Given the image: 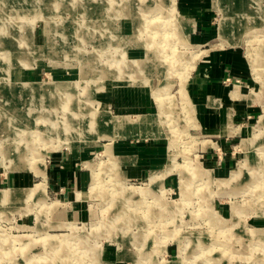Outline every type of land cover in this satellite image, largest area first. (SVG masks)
<instances>
[{"label": "rangeland", "instance_id": "obj_1", "mask_svg": "<svg viewBox=\"0 0 264 264\" xmlns=\"http://www.w3.org/2000/svg\"><path fill=\"white\" fill-rule=\"evenodd\" d=\"M195 3L0 0V264H264V0ZM167 18L175 37L161 34ZM161 44L173 64L154 56ZM226 64L251 114L217 145L196 128L190 86ZM50 82L63 88L32 86ZM140 117L134 138L167 161L137 178L118 153L136 147L126 132ZM63 121L68 133L53 127ZM57 170L71 176L55 182Z\"/></svg>", "mask_w": 264, "mask_h": 264}, {"label": "crops", "instance_id": "obj_2", "mask_svg": "<svg viewBox=\"0 0 264 264\" xmlns=\"http://www.w3.org/2000/svg\"><path fill=\"white\" fill-rule=\"evenodd\" d=\"M191 2L195 8H198L196 0L195 2L191 0ZM231 77L232 73L227 64L219 71L196 72L191 77L190 97L194 105L196 128L200 133L215 140L213 143L217 145L225 144L228 139L234 137H242L248 127L247 120L251 114L249 103L234 104V99L239 102L249 97L245 90L242 91L238 87L240 91L237 93V97H234V86L229 83ZM235 124L236 128L240 129L239 135L233 133ZM133 128L126 132V135L130 136L131 141L137 140L136 147L130 151L118 153V156L130 162L128 165L129 176L138 178L147 176L150 170L156 171L159 167H164L167 161V151L162 147L163 145L156 141L149 142L150 139L134 138L138 134L139 127L134 125ZM143 140L144 142H142ZM140 147L143 149L141 150ZM231 166L232 161L228 155L222 158L219 165H215V169L220 174H224ZM52 175L51 180L60 183L64 177L71 176V170H57ZM65 179L67 180V178Z\"/></svg>", "mask_w": 264, "mask_h": 264}, {"label": "bare ground", "instance_id": "obj_3", "mask_svg": "<svg viewBox=\"0 0 264 264\" xmlns=\"http://www.w3.org/2000/svg\"><path fill=\"white\" fill-rule=\"evenodd\" d=\"M220 1L221 0H214V3L216 4V7H218V4L220 3ZM260 1H262V0H257V3H260ZM3 3V2H2ZM245 3V2H244ZM163 4V3H162ZM166 5V4H165ZM239 5V6H238ZM237 6H235L233 9H242V7H243V5H242V3H239ZM258 7V6H257ZM259 9L257 10L258 12H257V16H259V17H261V19H257V20H261L262 21V23L264 24V19H263V17H264V7H262V9H261V7H258ZM232 13H233V15H237L238 13L234 10V11H232ZM42 14V13H41ZM24 20V19H23ZM172 19L170 18V19H163L162 21H161V29H162V32H161V34L163 35V34H165V31H167L168 29V27H170V26H172L171 27V29L173 28V26H174V28L172 29V32H175V31H177L178 30V28H177V25H174L172 22ZM255 21V20H254ZM162 26H164L165 27V29H164V27H162ZM260 27V26H259ZM113 29V28H112ZM259 30H262V29H259ZM172 32H166V34H170L169 36H171V37H175L176 35L175 34H172ZM261 45H262V43H261ZM166 47H169V48H171V46L170 45H164V46H162V44L161 45H158V46H155V48H156V50H157V52H155L154 53V56L155 57H157L158 58V60L160 61V62H162L164 65H166V63H170V64H173L174 63V61H176L177 59H175L172 55H173V53H171L170 51H169V49H167ZM48 54V53H47ZM144 55H145V58H148L147 57V53L145 54L144 53ZM259 55H261L260 53H259ZM175 56V55H174ZM158 69H160V68H157L156 70H158ZM59 84L57 83V82H50V83H45V84H34V85H32V86H36V89L37 90H39L40 92H49V94L50 95H54L56 92L55 91H52V90H57V89H59V87H61V88H63V86H58ZM70 86V85H69ZM68 87V86H67ZM51 90V91H50ZM51 92V93H50ZM55 92V93H54ZM58 95V94H57ZM234 95H237V92L234 90ZM62 109H67V111L73 116V111H72V109L71 108H66V107H62ZM55 110H57V109H55ZM85 115L86 114H84V112H82V113H80L79 114V116L77 117L78 119H79V121H80V123L78 124V126H82L83 127V125H82V120H84V127L87 125L86 124V121H85ZM106 116H107V114H106ZM110 116V115H109ZM108 118V117H107ZM149 117H147V118H143V117H140L134 124L136 125V126H144V125H146L147 124V122H148V119ZM108 120V123H113V124H119V125H126V124H133V122L132 121H130V119H128V118H112V119H110V118H108L107 119ZM106 120V121H107ZM104 121V120H103ZM100 123V122H99ZM62 123H57V122H55L54 123V125H53V127H55L56 129H58L59 130V128L61 127L62 129H63V132L64 133H68L69 132V130L71 129H73V125L71 126V127H69L70 129L68 130V125H64V121H63V125H61ZM98 124V123H97ZM91 125H93V119H91V122H90V126ZM96 126V125H95ZM99 126V125H98ZM103 126V125H102ZM83 127V128H84ZM109 128V127H108ZM97 129H99L98 127H97ZM129 130V129H128ZM101 134H106V130L105 129H103V128H101ZM100 132H99V134H100ZM84 133V129L83 130H81L80 131V133L79 134H83ZM113 133V132H112ZM32 134H34V132L32 133ZM251 135L250 136H252L251 137V144H253V141L255 140V138H256V134H254V133H250ZM30 135V134H29ZM109 135H112V134H109ZM56 136H58V132H56ZM137 136V135H136ZM32 137V136H31ZM250 144V145H251ZM109 147L110 146H105V150L107 151V153H111V151H110V149H109ZM255 157V156H254ZM151 181L153 182L154 181V178H152L151 179ZM38 189V188H37ZM133 191H132V190ZM129 188V190L127 191V192H129L130 194H132V195H136L137 194V192L139 191V189H137V188ZM141 191H142V194L144 195V192L146 191V190H142L141 189ZM35 192V191H34ZM33 192V193H34ZM32 193V194H33ZM9 198H10V196H8V194H5V193H1L0 194V201H9ZM264 199V198H263ZM52 243V244H51ZM47 244H49V245H51V246H53V245H58V246H64L65 244H66V241H65V238L64 239H62V240H51V241H47ZM57 258H58V260L56 261H54L53 260V262L54 263H59V264H66L67 263V261H66V259H60V258H62L61 257V255H58L57 256ZM182 259V258H181ZM182 260H180V262H181Z\"/></svg>", "mask_w": 264, "mask_h": 264}]
</instances>
